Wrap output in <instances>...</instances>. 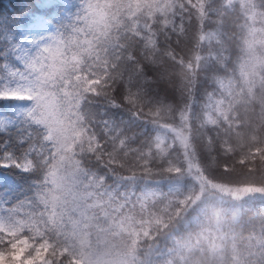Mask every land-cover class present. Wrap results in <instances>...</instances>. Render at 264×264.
Masks as SVG:
<instances>
[{
  "label": "snow or ice",
  "instance_id": "6c2138e0",
  "mask_svg": "<svg viewBox=\"0 0 264 264\" xmlns=\"http://www.w3.org/2000/svg\"><path fill=\"white\" fill-rule=\"evenodd\" d=\"M77 7L0 11V264H264V0Z\"/></svg>",
  "mask_w": 264,
  "mask_h": 264
},
{
  "label": "trees",
  "instance_id": "16d2710c",
  "mask_svg": "<svg viewBox=\"0 0 264 264\" xmlns=\"http://www.w3.org/2000/svg\"><path fill=\"white\" fill-rule=\"evenodd\" d=\"M25 3V0H0V11L3 12L4 16L9 15L10 13H15L16 9L13 8V5L22 6ZM78 3L79 0H61V8L58 16L56 17L57 20H65L74 16L76 11H78ZM3 103V102H0ZM9 104H15V101L7 102Z\"/></svg>",
  "mask_w": 264,
  "mask_h": 264
}]
</instances>
